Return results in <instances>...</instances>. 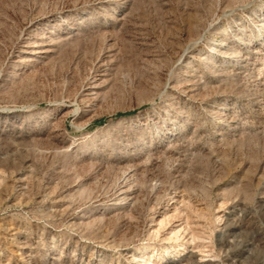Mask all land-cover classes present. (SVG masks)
I'll list each match as a JSON object with an SVG mask.
<instances>
[{"label": "rangeland", "instance_id": "374dc122", "mask_svg": "<svg viewBox=\"0 0 264 264\" xmlns=\"http://www.w3.org/2000/svg\"><path fill=\"white\" fill-rule=\"evenodd\" d=\"M0 264H264V0H0Z\"/></svg>", "mask_w": 264, "mask_h": 264}]
</instances>
